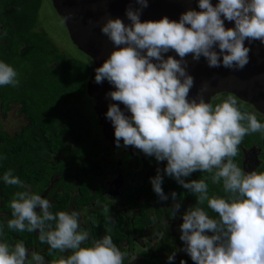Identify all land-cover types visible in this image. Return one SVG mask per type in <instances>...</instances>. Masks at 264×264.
Segmentation results:
<instances>
[{
	"label": "clouds",
	"instance_id": "1",
	"mask_svg": "<svg viewBox=\"0 0 264 264\" xmlns=\"http://www.w3.org/2000/svg\"><path fill=\"white\" fill-rule=\"evenodd\" d=\"M138 8L126 9L130 23L107 17L100 31L115 47L103 64L95 69V82L105 79L115 86L108 93L131 112L127 116L116 103L109 105L106 118L114 125L116 146H134L158 162L167 161L163 171L196 196V206L183 214L180 239L196 264H264V171L245 173L234 162L246 135L264 134V123L255 114L241 111L235 95L215 106L205 102L203 83L197 98L188 99L194 78L187 72L186 56L204 57L209 67L239 71L249 63L253 41L264 43V0H198L200 11L189 9L178 21L163 17L142 21L148 0H135ZM223 17V18H222ZM224 20L234 21L225 27ZM218 49V50H217ZM174 50L179 59L165 53ZM18 72L0 61V86L18 87ZM199 170L208 175L186 181ZM9 186L26 185L5 171ZM221 185L224 196L209 195V183ZM161 170L151 178L153 191L162 199ZM174 199L172 215L180 208ZM216 217L209 215L204 205ZM12 218L7 228L33 233L50 250L70 254L59 264H124L125 254L111 235L90 239L80 230L75 211L53 213L51 201L40 194L18 191L10 202ZM39 206V212L36 211ZM108 212L109 207L104 206ZM207 233H211L208 235ZM3 229L0 228V236ZM29 251L23 243L10 246L0 242V264H46L44 256ZM175 253L168 256L171 261ZM180 264H186L181 260Z\"/></svg>",
	"mask_w": 264,
	"mask_h": 264
},
{
	"label": "flooded vegetation",
	"instance_id": "2",
	"mask_svg": "<svg viewBox=\"0 0 264 264\" xmlns=\"http://www.w3.org/2000/svg\"><path fill=\"white\" fill-rule=\"evenodd\" d=\"M41 3L42 0L37 15ZM29 6L28 0H0V55L7 57L11 52L12 44L18 47L14 50L18 54L27 47L23 35L31 22L27 14ZM32 26L35 30L45 31L38 27L37 17ZM83 93L86 94V87L85 92L75 94L73 97L76 98ZM220 93L211 98L212 104ZM69 99L60 105L59 120L56 125L45 137L38 139V143L47 145L46 136H49L51 141H55V148L49 150L47 145L42 149L41 144L37 145L38 149L43 150L35 158L38 174L24 179L26 187L21 191L40 194L51 201L50 210L53 213L77 212L80 230L91 234L90 239L82 244L83 247L90 246L93 240L104 235H111L114 244L125 254L124 264H180L181 260L186 264H196L184 251L185 244L180 239L183 214L190 207L196 206V196L163 171L167 161L158 162L155 157L145 155L134 146L125 147L121 142L118 148L115 139L108 138L103 133L94 112L92 115L104 136L103 139L100 136L92 140L86 114L76 111L74 108L77 105L70 106L65 111L61 109ZM11 102L17 101L13 97L0 100V104L6 106ZM19 109L24 115L21 104ZM71 113L78 114V117L71 116ZM128 116L130 117L131 114ZM24 118L28 121V125L22 131L31 134L30 122L25 115ZM93 144L96 146L92 151ZM69 149L77 151V156L72 161ZM45 151L52 153L53 159L48 157L45 161L42 160ZM234 162L245 173L264 171V137L261 143L255 142L250 146L240 145V152L234 158ZM157 168L161 170L162 189L168 197L167 200H162L153 191L151 178L156 175ZM207 175L197 170L184 179L191 181L202 179ZM39 177L44 181L39 180ZM208 183L210 196L225 195L222 184L213 185L210 180ZM173 192L177 194L175 201L180 203L175 216L172 215ZM9 193L4 198L13 199ZM1 196L3 199L0 193V219H3L4 224L0 227L3 229L0 242H7L10 246L23 243L29 251V259L31 252L35 251L44 256L46 264H59L61 258H66L70 254V250L62 253L58 250H50L46 243H40L39 230L28 233L8 229L7 221L12 218V210L10 206L5 209L2 207ZM105 205L109 207L108 212L104 211ZM203 207L210 216H217L207 208V205ZM36 211L39 212V206ZM207 234L211 235V233ZM173 253L175 258L169 261L168 256Z\"/></svg>",
	"mask_w": 264,
	"mask_h": 264
},
{
	"label": "trees",
	"instance_id": "3",
	"mask_svg": "<svg viewBox=\"0 0 264 264\" xmlns=\"http://www.w3.org/2000/svg\"><path fill=\"white\" fill-rule=\"evenodd\" d=\"M30 6L27 14L30 16V26L23 35L27 44L25 50L18 54L14 50L18 47L11 45V52L7 57L0 55V61L6 62L18 72L20 84L18 87L11 85L0 86V100L10 97L21 104L25 117L30 122L31 134L20 131L14 135L0 131V193L2 207L5 209L17 191L22 188L9 186L3 182L5 171L12 170V174L18 176L22 181L28 176L38 174L35 158L46 148L45 143H38L40 137H45L59 120L60 105L75 94L85 92L87 78L93 68L92 63L80 61L68 54L58 51L56 46L50 43V38L45 31L33 29L40 0H28ZM229 95L222 92L214 100L213 105L222 103ZM238 99V98H237ZM241 111L256 115L257 119L264 123V115L256 111L251 105L238 99ZM76 110V109H75ZM79 111V110H76ZM258 113V114H257ZM78 117V114H70ZM32 135V136H30ZM264 134L259 132L246 135L240 145L250 146L255 142L261 143ZM47 144L51 145L49 150L55 148V141L46 136ZM239 145V152H240ZM239 154V153H238ZM238 156V155H237ZM206 205V204H205ZM208 210V209H207ZM4 224L3 219H0ZM2 239V237H1Z\"/></svg>",
	"mask_w": 264,
	"mask_h": 264
},
{
	"label": "water",
	"instance_id": "4",
	"mask_svg": "<svg viewBox=\"0 0 264 264\" xmlns=\"http://www.w3.org/2000/svg\"><path fill=\"white\" fill-rule=\"evenodd\" d=\"M57 14L63 19L69 37L74 45L84 54L93 57V69L86 81V96L93 106V112L103 133L111 139H115L114 125L106 118L108 107L112 103L118 104L125 115L131 114L121 102L111 99L108 95L115 90V86L106 79L102 83L95 82V69L117 47L101 33L100 25L107 17L120 18L124 23L130 21L126 17V9L131 5L138 8L135 0H51ZM215 5L219 0H210ZM200 11L198 0H148V7L142 10L140 19L160 20L168 17L178 21L180 15L189 10ZM223 18V17H222ZM225 27H234V21L224 20ZM246 46L250 47L249 63L243 70L233 71L223 66L209 67L204 57L199 61L193 60L191 54L185 57L187 60V72L194 78V86L190 89L188 99L197 98V93L203 83L208 84L204 92L205 102L220 92L235 95L240 101L249 103L252 107L264 115V43L253 41ZM218 50V49H217ZM165 58L171 55L179 59L174 50L165 53ZM123 143V140L120 141Z\"/></svg>",
	"mask_w": 264,
	"mask_h": 264
},
{
	"label": "rangeland",
	"instance_id": "5",
	"mask_svg": "<svg viewBox=\"0 0 264 264\" xmlns=\"http://www.w3.org/2000/svg\"><path fill=\"white\" fill-rule=\"evenodd\" d=\"M37 25L42 30H45L50 38V42L56 46L58 51H62L80 61H85L86 63L93 64V57L81 52L71 41L63 19L53 9L51 0H42L37 15ZM73 105H77V107H75L74 109L82 111L86 114V118L89 122V127L91 128L92 140L100 136L101 139H103L104 135L102 136L100 128L96 123V119L94 115H92L93 107L86 97V94L83 93L81 95H77L76 98H70L67 104L61 106V109L65 111L68 107ZM63 117L65 116L63 115ZM27 125L28 121H26V119L24 118V115L19 109L18 104L14 102H11L7 106L0 104V130H4L8 134L13 135L16 132L22 131L23 128ZM50 146L51 145H48V147ZM95 146L96 144L92 145V151ZM69 152L72 154L70 158V160L72 161L74 158H76L77 151L74 149H69ZM48 157H52L53 159V154L45 151L44 158H42V160L45 161V159ZM38 179L44 181V179L40 177Z\"/></svg>",
	"mask_w": 264,
	"mask_h": 264
}]
</instances>
